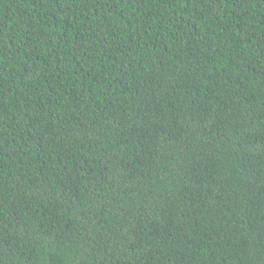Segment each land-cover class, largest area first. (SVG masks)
<instances>
[{"label": "trees", "instance_id": "obj_1", "mask_svg": "<svg viewBox=\"0 0 264 264\" xmlns=\"http://www.w3.org/2000/svg\"><path fill=\"white\" fill-rule=\"evenodd\" d=\"M0 264H264V0H0Z\"/></svg>", "mask_w": 264, "mask_h": 264}]
</instances>
